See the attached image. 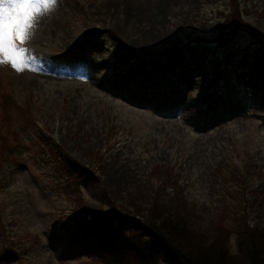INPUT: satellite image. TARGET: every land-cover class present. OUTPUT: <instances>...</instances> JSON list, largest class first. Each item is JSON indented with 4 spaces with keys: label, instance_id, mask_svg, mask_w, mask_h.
I'll return each mask as SVG.
<instances>
[{
    "label": "rangeland",
    "instance_id": "374dc122",
    "mask_svg": "<svg viewBox=\"0 0 264 264\" xmlns=\"http://www.w3.org/2000/svg\"><path fill=\"white\" fill-rule=\"evenodd\" d=\"M160 1L57 0L21 46L23 71L0 64L18 140L5 148L0 139V212L18 237L8 252L0 229V264H80L81 256H101L97 248L80 254L64 225L72 197L52 146L25 116L30 109L46 135L95 170L79 182L91 209L107 206L105 195L124 206L172 207L175 191L163 190L165 175L155 177L169 168L204 219L234 214L241 195L231 197L239 187L228 179L249 165L247 219L264 224V50H243L249 36L241 31L237 57L225 62L219 46L207 42L224 0ZM241 2L264 39V0ZM8 6L0 0V10ZM202 77L208 82H198L199 96L201 85L191 86ZM141 87L150 97L145 105L125 97ZM96 151L99 169L89 153Z\"/></svg>",
    "mask_w": 264,
    "mask_h": 264
},
{
    "label": "trees",
    "instance_id": "16d2710c",
    "mask_svg": "<svg viewBox=\"0 0 264 264\" xmlns=\"http://www.w3.org/2000/svg\"><path fill=\"white\" fill-rule=\"evenodd\" d=\"M251 13V10L244 9L241 0H224L216 9L220 22L216 24L218 35L215 40L221 46L229 47L238 31L243 30L251 36L249 41L254 40L264 48L262 36L243 18L244 14ZM229 49L230 55H233V47ZM0 96L5 109L8 98L3 89H0ZM0 109L3 110L1 102ZM3 116L2 111L0 139L3 147L7 148L16 138L8 127L5 128ZM25 116L47 145L52 146V156L56 157L59 172L65 178V190L70 192L73 206L70 217L63 216L71 220L64 225L71 229L69 231L73 233L72 239L81 250L80 254L87 252L90 255L94 249L100 250L99 259L97 256L92 260H81L80 264H161L162 258L168 259L167 264H264V224L251 225L247 219L250 209L247 207L248 187L244 177L250 172L249 168L234 169L228 179L239 187L236 195L231 194V197L236 199L241 195V209L234 214L228 210L215 218L203 220L201 210L197 211L181 196L175 197V205L171 208L154 203L143 207L137 202L124 206L105 195L108 205L103 209H91L82 197L79 182L95 171L93 167L64 153L63 148L43 132L29 111L25 112ZM89 153L93 157L96 154L94 162L99 169L101 153ZM165 171L167 187L177 188L176 180L168 175L169 169ZM156 173L160 174L158 170ZM62 194L67 201H71L65 193ZM1 215L0 212V229L7 245L4 249L9 251L17 235L10 231V221L4 222ZM17 240L18 237L15 242Z\"/></svg>",
    "mask_w": 264,
    "mask_h": 264
},
{
    "label": "snow or ice",
    "instance_id": "6c2138e0",
    "mask_svg": "<svg viewBox=\"0 0 264 264\" xmlns=\"http://www.w3.org/2000/svg\"><path fill=\"white\" fill-rule=\"evenodd\" d=\"M57 0H9L0 10V64L9 63L14 70L23 71L22 45L30 39L39 16L51 11ZM17 41L19 42L17 44Z\"/></svg>",
    "mask_w": 264,
    "mask_h": 264
},
{
    "label": "bare ground",
    "instance_id": "6f19581e",
    "mask_svg": "<svg viewBox=\"0 0 264 264\" xmlns=\"http://www.w3.org/2000/svg\"><path fill=\"white\" fill-rule=\"evenodd\" d=\"M157 1H158V3L161 2L160 0H157ZM121 10H123V8H122ZM121 10H120V11H121ZM79 43H82L81 40H80ZM90 65H91V69H92L93 71L96 70V67H94L93 64L90 63ZM93 75H94V73H93ZM199 75L202 76L200 73H199ZM94 77H95V75H94ZM96 78H97V81H98V82H100L101 84L103 83V81L101 80L102 78H100L97 74H96L95 79H96ZM203 80H204V82H208V80H207L206 78H203V77H202V80H201V81H199L198 78H195V79L193 80L194 82H197L195 85L193 84L194 82H192L193 85L191 86V91H192V90H194V91L198 90V89H199V86L201 85V86H200V89H199V92H200V93H199V96H202V95H203V92H202V87H203L202 85H203V83H204ZM198 82H203V83H198ZM103 84H107V83H103ZM107 87H108L109 89H111V87H109V85H108ZM114 88H119V87L116 86V87H114ZM137 88H138V87H137ZM111 90H112V89H111ZM134 92H135V94L126 91L127 95H125V97H126L127 99H129V100H130L131 102H133V103H137V101H139V102L143 103V105H145V102L148 101V98H150L149 96L146 95V92L143 90L142 87L140 88L139 92H137L136 88H134ZM137 93H138V94H137ZM142 93H143V96H141ZM147 94H148V93H147ZM148 95H149V94H148ZM192 105H194V103H193ZM213 106H214V104H212V105L210 106V109H212ZM189 114H191V116L194 117V115H193L191 109H189Z\"/></svg>",
    "mask_w": 264,
    "mask_h": 264
}]
</instances>
